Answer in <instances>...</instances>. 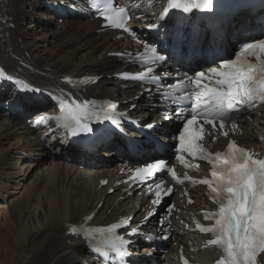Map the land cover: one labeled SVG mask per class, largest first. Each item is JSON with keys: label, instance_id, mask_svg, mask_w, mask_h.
Segmentation results:
<instances>
[{"label": "bare ground", "instance_id": "6f19581e", "mask_svg": "<svg viewBox=\"0 0 264 264\" xmlns=\"http://www.w3.org/2000/svg\"><path fill=\"white\" fill-rule=\"evenodd\" d=\"M42 1L0 0V65L16 77L30 80L53 93L60 79L67 75L98 77L95 84L86 86L85 90L66 86L63 91L80 99L111 98L125 109L136 104L131 115L142 125L158 123L155 128H162L156 129L155 133L168 140L170 132L176 128L175 117L171 115L165 121L164 117L155 114L158 109L152 113L151 109L160 105L157 97H147L146 91L134 86L125 88L126 83L116 77L117 72L126 69L124 63H118L109 54L127 43L114 41L116 33L100 32L99 21L61 20L55 14L44 13L46 8ZM252 18L246 13L239 15L236 29ZM148 20L151 22L150 18ZM29 21L30 25L26 26ZM47 44L49 46L45 48ZM63 82L66 85V81ZM110 84L112 88H109ZM140 94V98L125 105L126 99ZM24 105L28 107V102ZM47 107L54 108L51 102ZM39 109H42L40 105L34 107V110ZM241 123L251 132V139H245V142L259 147L258 129L245 119ZM53 135L55 153L49 145L41 144L40 137L17 116L8 117L0 111V233L3 234L0 264H97L81 239L68 235L67 224L83 222L96 203L103 199L105 204L93 224H109L120 216L134 214L136 219L144 215L141 210L146 202L143 191L129 199V203L119 201V197H125L122 187L111 196L106 194L107 188L98 187L99 181L108 177L110 170L96 167L98 165L95 166L98 169H81V164H71L64 157L68 154L78 162L85 156L91 166L120 162L124 159L121 139L103 143L90 154L71 147L69 137L62 133L54 132ZM194 192L204 197L201 189ZM201 203L209 204L206 199L198 200L190 210L199 209ZM183 214L188 217L185 210ZM174 235L173 242L179 243L197 238L185 231ZM146 249L144 246L143 251ZM206 251L202 252L203 256H207Z\"/></svg>", "mask_w": 264, "mask_h": 264}, {"label": "snow or ice", "instance_id": "6c2138e0", "mask_svg": "<svg viewBox=\"0 0 264 264\" xmlns=\"http://www.w3.org/2000/svg\"><path fill=\"white\" fill-rule=\"evenodd\" d=\"M170 6L183 7L185 12L191 11L192 8L211 11L213 0H189L187 4L170 0ZM102 15L107 21L106 26L129 31L125 28V22L131 17L126 14L124 8ZM148 51L153 53V61L163 59L156 55L155 47L149 46ZM247 57H254L256 63L249 62ZM221 68L222 70L212 69L215 80L206 81L205 73L198 72L194 79L181 78L177 84L179 87L183 79H188V82L194 84L197 89L195 93L186 92L187 98L192 103L189 115L185 117L183 130L179 134L180 151L193 160L203 159L212 165L210 173L212 179L205 178L198 182L209 187L213 194L210 198L219 205V208L214 213H203L206 220L214 221L212 227H202L199 222L197 227L201 232L213 235L214 238L208 241L209 245L222 249L224 256L217 264H257V257L264 254V160L254 158L250 152L238 147L235 142H230L225 152L212 154L206 151L200 141L204 138L203 123L215 127V121L219 119L220 127L223 128L224 121L232 119V113L239 111L245 105L253 102L264 103V40L243 44L241 54L235 60L223 62ZM153 72L154 69L149 67L143 74L122 75L124 78L142 80ZM152 79L156 82L159 78L152 76ZM60 106L62 112L66 109V114L49 116L47 119L62 120L61 126L73 136L95 131L90 124L93 119L99 122L100 115L89 109V102L60 101ZM115 108V104L108 105L110 110ZM108 118L105 115V119ZM197 127L199 130H196ZM223 135L227 136L228 133L224 132ZM176 159L186 168L189 167L181 155ZM156 172H170L174 178L176 177L175 171L168 168L164 160L137 169L136 175L144 179L155 175ZM162 188V182L156 184L157 200L161 198ZM171 191V188H168L165 194H171ZM189 202L191 203V200ZM91 218L88 216L85 219L91 220ZM119 227H122V224H113L107 231L111 233ZM70 230L76 231L74 227H70ZM135 232L134 229L133 233ZM117 240L121 244L127 243L122 237H117Z\"/></svg>", "mask_w": 264, "mask_h": 264}, {"label": "rangeland", "instance_id": "374dc122", "mask_svg": "<svg viewBox=\"0 0 264 264\" xmlns=\"http://www.w3.org/2000/svg\"><path fill=\"white\" fill-rule=\"evenodd\" d=\"M44 13H46V12H44ZM62 20V19H61ZM12 25H14V24H12ZM30 25V21L28 22V23H26V26H29ZM13 28H15V25L13 26ZM49 45L47 44V45H45V48H47ZM110 86H112L111 84L109 85V88H112V87H110ZM120 93V92H119ZM139 112H144L145 113V111H142L141 109H139L138 110ZM82 169V168H81ZM2 213V211H0V214ZM0 224H1V220H0ZM2 236H3V234L2 233H0V256L2 257V255H3V250H1V240H2Z\"/></svg>", "mask_w": 264, "mask_h": 264}]
</instances>
